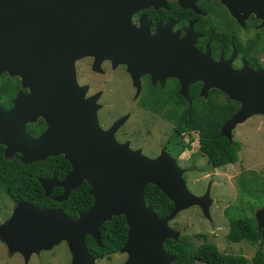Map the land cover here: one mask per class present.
I'll list each match as a JSON object with an SVG mask.
<instances>
[{
  "label": "water",
  "instance_id": "water-1",
  "mask_svg": "<svg viewBox=\"0 0 264 264\" xmlns=\"http://www.w3.org/2000/svg\"><path fill=\"white\" fill-rule=\"evenodd\" d=\"M62 1L0 0V38L15 35L12 19L6 20L4 15L19 10L33 16L31 25L19 28L25 32L24 36L19 34L20 37L29 39L20 43L25 44L22 56L17 59L0 56V74L18 75L22 89L29 88L27 95H19L14 100L13 108L7 111L0 108V145L4 147L3 156L7 160L21 154L22 165L62 156L69 163L70 171L61 180L55 175L39 179L44 196L48 198L51 190L59 187L62 194L52 199L61 203L85 182L92 205L76 219H71L61 209H41L18 201L9 219L0 225V241L9 255H21L23 264H28L32 255L50 251L61 242L67 245L70 264H95L96 259L86 249V237H91L99 246L100 227L112 217L122 216L127 226L126 240L119 250L126 255L123 264H171L175 257L164 251L163 243L177 241L180 233L170 228L169 222L193 206L210 220L213 201L209 189L200 196L189 192L183 180L185 171L168 154L149 158L141 150L130 149L127 143H118L115 132L129 115L116 120L110 128L102 129L97 118L100 106L95 97L85 99L87 86H74L70 81L73 79L71 71L72 78L68 75L66 80L47 79L50 59L46 48L49 38L55 35L53 28L59 26L65 16L67 9L61 8ZM197 1L200 0H178V3L182 8L196 9ZM219 1L235 18L240 13L244 17L254 14L264 26V0ZM114 3L115 0H82V41L74 42L78 57L100 53L104 57L114 55L115 60L124 62L128 40L117 17L126 9L123 4ZM189 33L192 34L191 25L184 38L188 46ZM2 44L7 45L0 42V46ZM194 54V68L191 66L188 71L187 67L173 66L172 75L180 79V93L187 98V85L201 81V96L206 97L209 89H217L240 105L220 128L219 136L232 142V131L237 125L251 116H264L262 74L245 66L234 70L230 60L215 63L208 50L204 54L195 50ZM20 109L27 112L19 113ZM37 117L44 118L47 129L33 139L26 135L24 127ZM148 184L156 186L172 202L173 209L167 216L158 217L146 204L144 191ZM255 218L264 230V208L256 211Z\"/></svg>",
  "mask_w": 264,
  "mask_h": 264
},
{
  "label": "flooded vegetation",
  "instance_id": "flooded-vegetation-1",
  "mask_svg": "<svg viewBox=\"0 0 264 264\" xmlns=\"http://www.w3.org/2000/svg\"><path fill=\"white\" fill-rule=\"evenodd\" d=\"M119 3L126 9L117 17L119 26H124L128 40L123 55L124 62L115 60L114 55H76L74 49H77V46L74 42L82 41V0H63L61 8L67 9L65 16L63 15L59 26L55 25L53 28L55 35L49 38L46 48L47 57L50 59L47 79L58 77L59 80H66L71 71L73 79L70 81L74 86H87L85 99L95 97L96 104L100 106L97 118L102 129L110 128L116 120L129 115L128 120L115 132L118 143H127L130 149L141 150L149 158L166 153L174 158L185 172L199 171L203 167L201 159H205L200 151L189 154L186 159L182 158L185 151L191 150L195 135L198 141V135L194 131L178 133L174 120L183 107L179 106L176 96H180L189 106L192 103L191 94L195 90L203 99H207L211 92L218 99L221 96L224 98L219 99L220 101L225 102L227 96L217 89H209L207 96L203 97L200 95L203 83L196 81L187 85L188 98L185 97L180 93V79L172 75L173 66L182 69L187 67L189 71L191 66L194 68V51L204 54L208 50L211 60L215 63L219 60H230V66L234 70L245 66L254 73L262 74L264 87L262 21L254 14L244 17V14L240 13L238 18H235L219 0L197 1L196 9L182 8L178 0H115L114 4ZM73 7L74 12L71 11ZM132 8L134 10L130 12ZM4 18L12 19L16 36L13 34L0 38L1 43H7L6 46H0V56H13L17 59L22 56L25 47V44L20 43L29 40L20 37L24 36L25 32L19 31V28L31 25L33 16L17 10L15 13L4 15ZM190 25L192 34L189 33L188 46L184 38ZM70 65L71 69L68 71ZM21 83L22 79L18 75L10 76L7 72L0 74L2 110H10L19 95L29 93V88L22 89ZM108 93H113L117 105L125 107L129 106L130 102L135 105L132 112H136L139 118L134 124H129L133 113L128 111L103 124L102 110L106 107L105 97ZM26 112V109L19 110V113ZM24 129L27 136L35 139L47 129V123L43 117H37L35 121L26 123ZM187 145L190 149L183 148ZM180 149L182 150L179 151ZM20 155L17 153L14 156ZM201 172H204V168ZM255 225L257 229L256 222Z\"/></svg>",
  "mask_w": 264,
  "mask_h": 264
},
{
  "label": "trees",
  "instance_id": "trees-1",
  "mask_svg": "<svg viewBox=\"0 0 264 264\" xmlns=\"http://www.w3.org/2000/svg\"><path fill=\"white\" fill-rule=\"evenodd\" d=\"M213 95L211 92L207 99H203L195 90L191 94V106L180 96H176L179 106L183 109L180 107L181 110L174 120L179 134L182 131L197 133L199 151L205 157L207 169L210 170L236 163L241 148L239 142H229L219 136L221 126L238 110V104L227 97L225 102L220 101ZM183 148L190 149V146ZM19 158L14 156L11 160L5 159L3 147L0 145V196H6L14 203L24 201L41 209H61L71 219H76L79 213L87 211L92 205L93 199L85 182L61 203H56L52 199L61 195L60 188L53 189L48 198L44 196L38 180L54 174L61 179L70 170L69 163L62 156L50 157L29 165H22ZM256 177L257 174L252 172H243L238 185L243 194L259 197V203L263 205L264 180L257 185ZM183 179L186 180L185 177ZM144 196L146 204L152 207L158 217L167 216L173 209L172 202L154 185L148 184L145 187ZM126 235L127 226L124 218L112 217L99 229V246L88 236L85 239L86 249L96 260L110 257L122 248ZM202 238L204 242L195 247L187 237L180 236L177 241H164L163 249L175 257L171 264H264V233L259 235L254 220L229 219L226 235V241L230 243H248L255 247L250 260L243 255L223 254L214 243L206 241V236Z\"/></svg>",
  "mask_w": 264,
  "mask_h": 264
},
{
  "label": "rangeland",
  "instance_id": "rangeland-1",
  "mask_svg": "<svg viewBox=\"0 0 264 264\" xmlns=\"http://www.w3.org/2000/svg\"><path fill=\"white\" fill-rule=\"evenodd\" d=\"M105 99L106 107L102 110L103 124L127 111L133 113L129 121L130 125L139 118L136 112H132L135 110L132 102L125 107L117 105L113 93H108ZM219 99L224 98L221 96ZM233 141L239 142L241 146L236 163L210 170L207 169L206 159H201L204 172H201L202 169L191 170L183 175L186 186L193 195H203L209 189L213 201L209 209L211 219L205 218L203 212L193 206L178 213L169 222V226L180 233L179 237H187L195 247L201 245L204 242L202 236H206V241L214 243L223 254L243 255L250 260L255 247L248 243H228L226 235L229 219L244 218L256 222L259 235L264 233L255 218L256 211L264 208V204L259 203V197L243 194L238 185L239 177L243 172L257 174V185L264 180V116L257 114L237 125L232 131ZM193 142L191 150L182 154L183 159L199 151L196 135ZM14 207L15 204L10 199L0 196V225L9 219ZM125 260V254L118 252L110 257L96 260L95 264H123ZM70 262L71 256L67 245L61 242L50 251H41L37 255H32L28 264H70ZM0 264H23V259L17 253L9 255L7 248L0 241Z\"/></svg>",
  "mask_w": 264,
  "mask_h": 264
}]
</instances>
